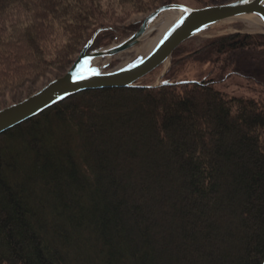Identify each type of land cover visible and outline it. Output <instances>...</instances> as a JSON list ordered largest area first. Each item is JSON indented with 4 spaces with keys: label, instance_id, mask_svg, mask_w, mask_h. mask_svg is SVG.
<instances>
[{
    "label": "trees",
    "instance_id": "obj_1",
    "mask_svg": "<svg viewBox=\"0 0 264 264\" xmlns=\"http://www.w3.org/2000/svg\"><path fill=\"white\" fill-rule=\"evenodd\" d=\"M170 4L0 0V101ZM261 47L227 35L175 61L179 47L168 74ZM164 81L82 92L0 135V264H264V97Z\"/></svg>",
    "mask_w": 264,
    "mask_h": 264
},
{
    "label": "water",
    "instance_id": "obj_2",
    "mask_svg": "<svg viewBox=\"0 0 264 264\" xmlns=\"http://www.w3.org/2000/svg\"><path fill=\"white\" fill-rule=\"evenodd\" d=\"M165 14L177 17L161 34L151 50L138 55L126 65L105 71L108 64L97 67L98 60L109 61L117 55L140 45L154 23ZM253 17L264 29V0H235L228 4L192 9L177 4L165 5L144 18L127 39L105 48L91 50L98 30L85 45L69 70L50 81L38 92L0 110V135L41 115L53 106L86 91L128 89L139 87L138 82L160 66L169 64L173 53L185 42L200 36L220 23ZM169 85L168 81L160 83Z\"/></svg>",
    "mask_w": 264,
    "mask_h": 264
},
{
    "label": "rangeland",
    "instance_id": "obj_3",
    "mask_svg": "<svg viewBox=\"0 0 264 264\" xmlns=\"http://www.w3.org/2000/svg\"><path fill=\"white\" fill-rule=\"evenodd\" d=\"M106 1L109 3V5L114 6L115 0ZM233 1L235 0H232L231 2ZM175 4L192 9L197 8L196 0H175ZM147 16L148 15L131 16L124 25L117 28L118 32L120 33L119 41L112 42L110 45L117 44L130 37L131 34L126 30V26L132 23L141 22ZM247 18L248 17L220 23L208 32L185 42L180 46L179 54L176 58H174L175 61L184 59L187 56L189 57V55L201 49L207 42L223 36L234 34L264 36V29L261 26V29H248V24L246 22ZM156 24H159V21L156 22ZM156 34L157 29L156 27H154L143 38L140 45L136 48L117 55L115 58L111 59L109 63L108 61L104 62L102 60H98L94 62V65L100 67L103 65V63L108 64L109 66L105 71L118 69L129 63L138 55H145L144 53H146L147 45L153 40ZM63 41L64 40L59 37L55 41L53 40L50 47L60 45ZM225 58L226 56L221 57L211 63L194 62L187 58L185 62H181V64L177 68H175L174 72L169 75L168 72L171 70L173 62L172 55L168 65L164 67H158L151 74L138 82V85L158 87L163 80H170L172 82H203L209 80L215 82L217 89L229 96L241 97L252 95L264 97L262 95L264 92V47L255 48L253 50H242L229 55L227 57V66L223 70H221V65ZM50 81L52 80L48 78L44 81L39 82L34 88H31L28 91H22L21 93H18L16 95L6 96L0 101V110L12 104H16L29 97L30 95L38 92Z\"/></svg>",
    "mask_w": 264,
    "mask_h": 264
},
{
    "label": "bare ground",
    "instance_id": "obj_4",
    "mask_svg": "<svg viewBox=\"0 0 264 264\" xmlns=\"http://www.w3.org/2000/svg\"><path fill=\"white\" fill-rule=\"evenodd\" d=\"M177 16L175 14H165L162 15L156 22L159 21V24H156V22L154 23V25L152 26V28L156 27L157 29V34L155 35V37L153 38V40L147 45L146 47V53L147 54L151 48L154 46V44L157 42V40L159 39V37L161 36V34L165 31V29L172 23V21L176 18ZM253 17H248L246 22L248 24V29L251 30H256L259 29L261 24L258 22L257 19H252ZM156 24V25H155ZM262 27V26H261ZM261 29V28H260ZM105 62V61H104Z\"/></svg>",
    "mask_w": 264,
    "mask_h": 264
}]
</instances>
